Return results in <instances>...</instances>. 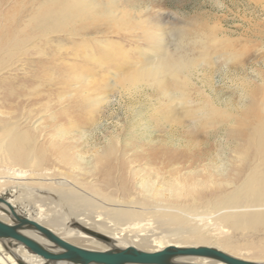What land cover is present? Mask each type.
Listing matches in <instances>:
<instances>
[{"label": "rangeland", "instance_id": "1", "mask_svg": "<svg viewBox=\"0 0 264 264\" xmlns=\"http://www.w3.org/2000/svg\"><path fill=\"white\" fill-rule=\"evenodd\" d=\"M15 1H5L4 13L12 12ZM18 1L21 7L31 3V0ZM101 2L106 9L112 5L132 9L121 20L122 25L131 29L118 35L106 30L90 34L97 43L87 54L92 55L99 47L117 43L106 47L107 51L114 53L123 49L127 62L122 65L111 63L103 73L101 61L97 65L101 73L87 80L69 78L61 86V62L75 65L80 61L69 57L70 51L57 49L69 47L70 43L64 37L57 34L38 37L36 32L32 34L35 41L29 46L34 48L28 52V57L17 54L12 58V61L21 59L22 65L18 63L16 73L0 77V105L8 103L7 99L12 96L17 106L12 110L7 105L0 106V112L11 111L18 119L24 114L27 117L25 123L29 122L25 128L35 122V126L38 125L35 135L40 136V144L48 151L56 152L49 160V166L54 165L64 172L66 179L78 174L86 183V190L95 198L98 193L119 200L142 199V195L147 194L140 185L145 182L161 188V178L168 177L169 170H181L183 175L188 174L194 181L200 180L209 186L222 180L220 169L225 164L230 166L227 171L230 176L237 150V143L225 138V129L231 122L194 129L184 112L206 106L212 109L215 122L222 121L220 115L224 111L226 120L237 116L239 125L245 118L249 120L251 114L246 116L244 113L250 97L260 98L259 89L264 80V0ZM204 37L212 48L210 63L207 69L196 68L190 78L184 92L189 98L187 104L181 102L178 86H154L135 77L139 68L152 67L167 51L175 54L179 46L185 53L191 48L188 43L200 42ZM155 44L157 48L153 49ZM86 45L88 41L85 48ZM214 47L223 49L215 53ZM43 60L48 63L46 66ZM128 61L138 65L130 68ZM83 72H86L83 67L75 69L77 74ZM117 135L123 146L113 153L111 148ZM108 157H112L114 163L121 161L122 167L121 172L118 169L111 171V189L106 187L104 176ZM167 159L172 163L168 169L164 167ZM54 206L42 208L58 217L62 208ZM84 207L94 216L108 212L106 206L94 203H85ZM225 230L235 243L248 240L228 228ZM170 239L173 238L165 240ZM231 250L244 259L259 257L245 247ZM1 259L0 256V264H6Z\"/></svg>", "mask_w": 264, "mask_h": 264}, {"label": "bare ground", "instance_id": "2", "mask_svg": "<svg viewBox=\"0 0 264 264\" xmlns=\"http://www.w3.org/2000/svg\"><path fill=\"white\" fill-rule=\"evenodd\" d=\"M5 1L0 0V77L16 73L21 59L12 61V58L17 54L27 55L34 48L29 45L35 41L32 34L36 32L38 37L54 34L64 37L70 43L69 47L57 49L70 51L68 56L80 61L75 65L61 62V86L66 79L87 80L101 73V70L104 73L105 67L111 63H125L123 49L114 53L107 51L106 47L117 43L99 47L92 55L87 54V51L97 43L90 34L106 30L118 35L123 30L131 29L122 25L121 20L132 9L116 5L104 9L101 0H31L29 6L21 7V2L16 0L12 12L9 10L4 13L2 7ZM188 44L191 48L185 53L179 46L175 54L167 51L152 67L139 68L135 77L154 86H178L180 100L183 105L187 104L189 98L184 92L190 78L196 68L207 69L212 49L205 37L200 42ZM155 45H152L153 49L157 48ZM197 49L200 51L197 52ZM220 49L214 47L213 51L217 53ZM220 56L224 54L220 53ZM101 61V70L98 71L97 65ZM42 63L44 66L48 64L45 60ZM136 65L137 62L128 64L130 68ZM79 67L85 68L86 72L75 73ZM259 91L260 98L250 97V104L244 113L246 116L251 114V117L240 121V125L237 116L227 117L226 120L225 111L221 115L217 114V117H223L222 121L215 122L212 109L206 106L193 112L185 109L184 117L189 119L194 129L231 122L225 129V138L237 143V150L234 151V168L230 176L227 175L230 166L225 164L220 169L222 180L209 186L200 180L194 181L188 174L183 175L181 170H169V176L161 178V188L145 182L139 184L147 194L142 195V199L132 197L119 200L102 193H97L95 198L86 190L87 185L78 174L66 179L64 172L61 173L54 165L52 168L49 166V160L56 152L52 153L40 144V136L35 135L38 127L35 122L32 128H25L29 122L25 123L27 117L24 114L20 116L17 113L20 116L18 119L11 111L0 112V198L8 204L0 203V220L14 224V217L8 207L10 205L18 215L48 228L68 243L88 250L105 252L132 247L145 252H159L171 246L209 247L234 258L264 264V80H261ZM9 97L8 103L0 105L1 108L7 105L9 110L14 107L17 109L13 97ZM118 135L115 144H112L113 153L123 146ZM111 160L112 157L107 158L104 172L106 187L110 189L113 187L111 171L118 169L121 172L122 169L121 161L114 163ZM171 164L167 159L164 167L171 168ZM85 203L106 206L107 215H92L84 207ZM51 205L62 208L60 216L51 215L42 208L49 209ZM225 228L240 237H247V242L235 243ZM84 229L107 237L109 242L88 235ZM21 232L52 252H60L40 233L34 230ZM168 237L173 239L166 241ZM241 247L254 251L259 257L249 260L230 252L233 248ZM0 256L1 262L6 264H18V260L24 264H69L49 263L13 240L0 239ZM175 262L224 264L201 257L180 258Z\"/></svg>", "mask_w": 264, "mask_h": 264}, {"label": "water", "instance_id": "3", "mask_svg": "<svg viewBox=\"0 0 264 264\" xmlns=\"http://www.w3.org/2000/svg\"><path fill=\"white\" fill-rule=\"evenodd\" d=\"M0 203L7 204L2 198ZM8 205V204H7ZM14 224H7L0 220V239L13 240L24 246L30 252L42 257L49 263L67 262L69 264H187L175 262L176 259L201 257L215 260L224 264H260L241 260L209 247H175L171 246L159 252H145L136 248L115 249L110 251H93L74 246L54 234L48 228L22 217L14 212ZM22 230H34L46 238L60 252H52L36 240L24 235ZM88 235L105 242L109 239L94 231L84 229ZM18 264H24L18 260Z\"/></svg>", "mask_w": 264, "mask_h": 264}]
</instances>
